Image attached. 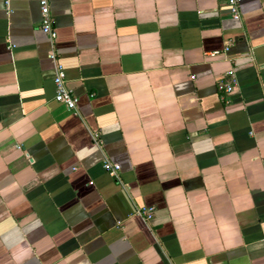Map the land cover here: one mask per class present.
Wrapping results in <instances>:
<instances>
[{
    "label": "crops",
    "instance_id": "crops-1",
    "mask_svg": "<svg viewBox=\"0 0 264 264\" xmlns=\"http://www.w3.org/2000/svg\"><path fill=\"white\" fill-rule=\"evenodd\" d=\"M49 5L74 112L0 0V264H264V0Z\"/></svg>",
    "mask_w": 264,
    "mask_h": 264
},
{
    "label": "built area",
    "instance_id": "built-area-1",
    "mask_svg": "<svg viewBox=\"0 0 264 264\" xmlns=\"http://www.w3.org/2000/svg\"><path fill=\"white\" fill-rule=\"evenodd\" d=\"M3 2L8 9L9 0H3ZM241 2L242 0H225V5L231 18L236 20L240 18ZM38 4L42 19L40 29L47 36L51 46L48 58L54 69L53 84L55 87V101L57 103L63 104L69 112H74L76 111V100L73 97L70 89L67 88L65 72L55 51L54 43L56 39V32L54 29V21L50 14L49 0H38ZM226 76L228 80L227 83L224 84V92L229 94L233 91L237 81L233 69L228 70L226 72ZM102 169L110 177L117 178L120 171V166L105 160L102 163ZM136 214L145 220H150L153 217L154 209L152 207H141L136 211Z\"/></svg>",
    "mask_w": 264,
    "mask_h": 264
}]
</instances>
